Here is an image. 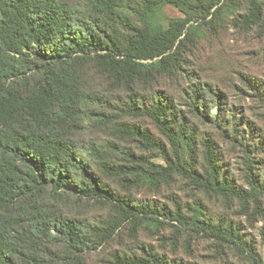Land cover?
I'll use <instances>...</instances> for the list:
<instances>
[{
	"label": "trees",
	"instance_id": "trees-1",
	"mask_svg": "<svg viewBox=\"0 0 264 264\" xmlns=\"http://www.w3.org/2000/svg\"><path fill=\"white\" fill-rule=\"evenodd\" d=\"M237 1L0 0V264H87L122 227L147 224L171 227L159 242L173 257L144 243L109 252L104 264H187L175 258L185 234L255 256L240 227L209 218L201 202L159 208L113 185L135 191L180 178L227 201L259 203L264 180L247 175L251 190L239 186L206 137L221 121L212 109L222 93L195 61L231 16L247 28L260 21L259 2L239 17ZM169 5L183 17H168ZM93 75L106 89L94 88ZM162 78L177 89L158 88ZM89 126L133 147L81 145ZM92 201L110 207L97 224L77 213Z\"/></svg>",
	"mask_w": 264,
	"mask_h": 264
},
{
	"label": "rangeland",
	"instance_id": "rangeland-1",
	"mask_svg": "<svg viewBox=\"0 0 264 264\" xmlns=\"http://www.w3.org/2000/svg\"><path fill=\"white\" fill-rule=\"evenodd\" d=\"M250 1H237L239 17L250 14L248 11ZM255 1L262 6V15L258 23L247 28L242 23L234 21L231 16L218 28L216 34L208 35L207 40L199 47L195 59L202 77L213 83L222 93L221 104L213 106L212 109V114L220 115L221 121L218 126L212 123L207 127L206 137L212 139L216 151L238 185L249 191L251 185L247 175L256 176L260 182L264 180V0ZM165 12L170 18L183 17L178 9L170 5L165 8ZM92 83L97 90L107 87L103 78L96 75L92 76ZM182 85L184 86L183 83ZM158 88L166 92L170 88L177 89L168 78H162ZM261 89L262 92L259 94ZM141 122L148 125L146 120ZM89 127L77 138L81 145L92 141L104 144L108 140L107 142L114 141V144L133 147V144L127 141L112 137L110 130ZM154 161L165 165L158 157H154ZM113 185L120 193H131L137 200L144 199L159 208H174L177 201L186 205L188 203L189 206L201 202L209 218L215 220L224 218L238 225L241 230L240 238L249 239L256 251L254 257L249 254L244 256L228 247H216L214 240L191 238L185 234L179 241L175 258H181L187 264L264 263V192L259 203L251 201L244 205L237 200L227 201L217 195L207 194L180 178H175L169 185L162 184L158 188L142 186L135 191L127 186L121 187L115 183ZM77 213L97 224L110 215V207L95 201L82 202ZM172 231L171 227L159 231L158 227L147 224L135 232L126 225L120 229L115 241L108 246H100L86 263L104 264L103 260L109 252H129L135 249L138 251V247L144 243H154L159 247L162 245L164 248L161 250H165L173 257L171 244L165 246L159 242L161 236H169Z\"/></svg>",
	"mask_w": 264,
	"mask_h": 264
}]
</instances>
